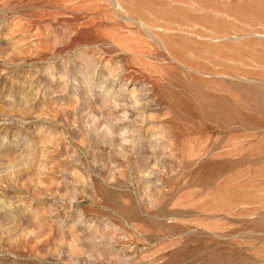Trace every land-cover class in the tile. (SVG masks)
Returning <instances> with one entry per match:
<instances>
[{"label": "rangeland", "instance_id": "obj_1", "mask_svg": "<svg viewBox=\"0 0 264 264\" xmlns=\"http://www.w3.org/2000/svg\"><path fill=\"white\" fill-rule=\"evenodd\" d=\"M0 264H264V0H0Z\"/></svg>", "mask_w": 264, "mask_h": 264}]
</instances>
